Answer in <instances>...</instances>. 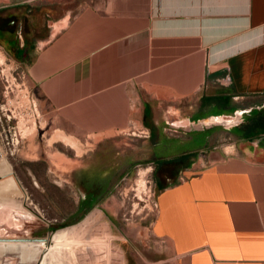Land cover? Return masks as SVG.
<instances>
[{
    "label": "crops",
    "instance_id": "1",
    "mask_svg": "<svg viewBox=\"0 0 264 264\" xmlns=\"http://www.w3.org/2000/svg\"><path fill=\"white\" fill-rule=\"evenodd\" d=\"M0 50L55 129L179 141L152 152V264H264V132L226 118L264 95V0H0Z\"/></svg>",
    "mask_w": 264,
    "mask_h": 264
},
{
    "label": "rangeland",
    "instance_id": "2",
    "mask_svg": "<svg viewBox=\"0 0 264 264\" xmlns=\"http://www.w3.org/2000/svg\"><path fill=\"white\" fill-rule=\"evenodd\" d=\"M0 58V159L26 195L19 187L22 194L9 197L8 182L0 178V224L9 231L0 228V238H6L0 239V264H152L166 256L152 228L164 162L152 152L178 149L179 141L151 140L145 129L122 139H77L80 151L51 141L54 123L41 113L23 65L1 50ZM236 105L239 109L226 117L227 130L264 127V95ZM249 113L262 116L259 126L244 127L242 117ZM228 134L214 131L224 146L237 138ZM73 178L85 179L86 188L75 187ZM83 195L100 201L88 213L78 208ZM49 233L47 243L27 238Z\"/></svg>",
    "mask_w": 264,
    "mask_h": 264
},
{
    "label": "bare ground",
    "instance_id": "3",
    "mask_svg": "<svg viewBox=\"0 0 264 264\" xmlns=\"http://www.w3.org/2000/svg\"><path fill=\"white\" fill-rule=\"evenodd\" d=\"M0 60H1V58H0ZM50 139H51V141H61V142L65 143V144H67V145H70L71 147H73L77 151H80L79 150V146H78L77 139L74 136L65 133V131H63L61 129H55L54 132H53V134L51 135ZM77 155H78V152H77ZM1 157H2V155H1ZM2 160L3 159H0V178H1V180L5 181V182L6 181L8 182L7 184L4 185L5 186L4 187V190H7L4 193L5 194H8L9 197L12 196L10 194H14V195L15 194H22L21 193V190L19 189V186L16 184V181L14 180L15 178H12L13 177V176H11L12 174L10 175L6 171V169H8V168H4L2 166V164H1ZM3 163H4V160H3ZM5 165H6V163H5ZM141 185H142V182H141ZM4 193H2V194H4Z\"/></svg>",
    "mask_w": 264,
    "mask_h": 264
},
{
    "label": "flooded vegetation",
    "instance_id": "4",
    "mask_svg": "<svg viewBox=\"0 0 264 264\" xmlns=\"http://www.w3.org/2000/svg\"><path fill=\"white\" fill-rule=\"evenodd\" d=\"M72 182H73V185L75 186V187H77V188H83V189H85L86 188V186H87V184H86V180L84 179V180H82L81 178H78V179H75V178H73V180H72ZM101 199V198H100ZM98 200V196H94V197H91V196H82L81 197V199H80V202H79V205H78V208H79V210L80 211H82V212H85V213H88V211L95 205V204H97V203H99L100 201H97ZM12 213H16L15 215L17 216L18 215V211H11ZM5 214H7V211L5 212ZM18 217H20L19 215H18ZM4 221V220H3ZM2 223V222H1ZM1 227H4L5 228V226H3V225H1L0 224V228ZM6 230H7V232H9L8 231V228H5ZM12 230H17L18 228L16 227V226H13L12 228H11ZM27 238H29L31 241H37V240H39V239H41L42 237H27ZM0 239H6V238H0Z\"/></svg>",
    "mask_w": 264,
    "mask_h": 264
},
{
    "label": "trees",
    "instance_id": "5",
    "mask_svg": "<svg viewBox=\"0 0 264 264\" xmlns=\"http://www.w3.org/2000/svg\"><path fill=\"white\" fill-rule=\"evenodd\" d=\"M250 115L251 116L246 118V124L244 127H247L250 124H254L255 126H259L262 122L261 121L262 116H259V115L252 116V114H250ZM261 132H264V127L244 132V135L246 137H252V136H255L256 134L261 133Z\"/></svg>",
    "mask_w": 264,
    "mask_h": 264
},
{
    "label": "water",
    "instance_id": "6",
    "mask_svg": "<svg viewBox=\"0 0 264 264\" xmlns=\"http://www.w3.org/2000/svg\"><path fill=\"white\" fill-rule=\"evenodd\" d=\"M12 173H13V172H12ZM13 176H14V178H15V180H16L18 186H19L20 189L23 191V194L25 195V191H24L23 187L21 186V184L19 183V180L16 178V176H15L14 174H13ZM24 199H26V195L24 196ZM23 204L26 205L25 203H23ZM50 235H51V234L49 233L46 237H42V238H45L44 240H45L46 243L48 242ZM38 263H39V262H38ZM38 263H37V264H38Z\"/></svg>",
    "mask_w": 264,
    "mask_h": 264
},
{
    "label": "built area",
    "instance_id": "7",
    "mask_svg": "<svg viewBox=\"0 0 264 264\" xmlns=\"http://www.w3.org/2000/svg\"><path fill=\"white\" fill-rule=\"evenodd\" d=\"M141 132H143V131H141Z\"/></svg>",
    "mask_w": 264,
    "mask_h": 264
}]
</instances>
